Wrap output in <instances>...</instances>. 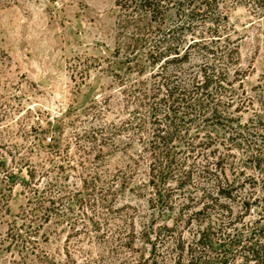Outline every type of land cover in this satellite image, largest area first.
Segmentation results:
<instances>
[{
  "label": "trees",
  "instance_id": "1",
  "mask_svg": "<svg viewBox=\"0 0 264 264\" xmlns=\"http://www.w3.org/2000/svg\"><path fill=\"white\" fill-rule=\"evenodd\" d=\"M229 5L247 6L264 18V0H116L119 30L133 47L126 60L141 77L150 69L148 77L137 79L128 90L129 101L136 105L128 131L131 141L137 138L141 144L138 157L147 165L143 187L149 193L150 214L140 222L138 234L150 246L155 263L162 256V264H225L230 250L236 251L234 260L263 262L259 256H264V199L255 205L261 227H253L249 238L235 227L236 213L227 205L241 201L243 209L249 208L260 200L251 203L257 192L264 196V77L259 99L240 97L233 86L241 70L238 39L226 11ZM235 103L236 110H255L256 121L249 127L230 111ZM1 114L0 107V219L10 214L18 185L24 189L25 204L7 222L0 252L21 255L20 259L14 255L12 264H55L43 246L50 236L48 225L53 220L56 225L70 222L75 231L74 207L79 203L87 207L86 195L83 188L75 192L61 188L59 176L43 183L51 171L71 166L60 130L58 138H49L52 144L40 137L27 147L7 137ZM221 145L227 151L244 148V163L252 164L253 174L241 181L232 169L230 177L225 167L230 155L215 154ZM212 146L215 150L209 151ZM36 150L45 154L39 163L31 159ZM243 168L241 174L246 175L247 167ZM88 182L85 178L82 187L87 189ZM252 184L255 191L239 195ZM98 189L103 193L109 188ZM209 208L216 213L215 223L199 221ZM171 215V226L161 222ZM211 230L216 235L211 236ZM256 230L259 238L252 242ZM212 250L218 257L211 256Z\"/></svg>",
  "mask_w": 264,
  "mask_h": 264
},
{
  "label": "rangeland",
  "instance_id": "2",
  "mask_svg": "<svg viewBox=\"0 0 264 264\" xmlns=\"http://www.w3.org/2000/svg\"><path fill=\"white\" fill-rule=\"evenodd\" d=\"M226 11L239 45L237 69L241 74L233 86L240 97L259 99L264 77V18L244 5H229ZM118 22L116 0H0L1 125L7 137L13 136L27 147L40 137L46 138V145L52 144L49 138H58L60 130L71 166L51 171L43 183L59 176L61 188L67 192L83 188L88 203L87 207L80 203L74 207L78 214L75 231L70 222L56 225L53 220L48 225L50 236L43 246L55 264H162V256L153 262L150 246L139 239L140 222L147 221L150 214L149 193L143 187L147 165L138 157L141 144L137 138L131 141L128 131L136 108L129 101L128 90L137 79L148 77L150 69L141 77L130 68L126 57L133 47ZM236 107L237 103L230 111L243 125L249 127L256 121L253 107ZM219 147L217 157L230 155L225 163L230 177L233 170L241 181L253 174L252 164L244 163V148L227 151ZM44 156L36 150L31 159L39 163ZM96 170L101 176L94 175ZM85 178L89 179L87 189L82 187ZM103 186L109 189L101 193L98 188ZM245 190L239 195H250L254 184ZM257 197L260 200L251 208L243 209L241 201L227 204L236 213L235 227L248 238L253 227H261L256 223L260 210L255 205L264 196L257 192L251 203ZM24 204V189L18 185L9 203L10 214L0 219V240L7 222ZM198 219L217 220L213 208ZM161 222L171 226L173 216ZM256 232L252 242L259 238ZM227 253L225 264H249L240 257L234 260L235 250ZM260 254L263 262L259 264H264ZM14 255L21 257L17 252H0V264H12ZM211 256L218 257V252L212 250Z\"/></svg>",
  "mask_w": 264,
  "mask_h": 264
}]
</instances>
